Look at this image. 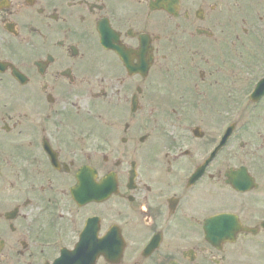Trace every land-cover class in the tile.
<instances>
[{
    "label": "flooded vegetation",
    "instance_id": "1",
    "mask_svg": "<svg viewBox=\"0 0 264 264\" xmlns=\"http://www.w3.org/2000/svg\"><path fill=\"white\" fill-rule=\"evenodd\" d=\"M264 0H0V264H264Z\"/></svg>",
    "mask_w": 264,
    "mask_h": 264
}]
</instances>
